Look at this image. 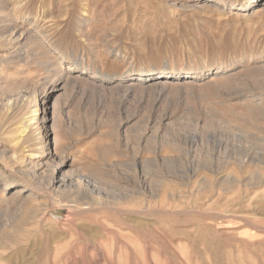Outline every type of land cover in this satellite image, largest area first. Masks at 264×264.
I'll list each match as a JSON object with an SVG mask.
<instances>
[{"label": "rangeland", "instance_id": "obj_1", "mask_svg": "<svg viewBox=\"0 0 264 264\" xmlns=\"http://www.w3.org/2000/svg\"><path fill=\"white\" fill-rule=\"evenodd\" d=\"M0 120V264H264V0H0Z\"/></svg>", "mask_w": 264, "mask_h": 264}, {"label": "bare ground", "instance_id": "obj_2", "mask_svg": "<svg viewBox=\"0 0 264 264\" xmlns=\"http://www.w3.org/2000/svg\"><path fill=\"white\" fill-rule=\"evenodd\" d=\"M12 34V33H11ZM160 74V75H163V73H162V71H159V72H157L156 74ZM168 73H170V75H167V76H171V75H173V72L171 71V72H168ZM148 74H150V73H148ZM155 74V75H156ZM186 75H189V74H187L186 73ZM136 81H138V79L136 80ZM140 81V80H139ZM32 105V104H31ZM42 107V106H41ZM33 109V108H32ZM38 110H39V107H38V104L36 103L35 105H34V109L32 110V114L30 115V117L28 118V121H29V123H27L26 125H25V127L24 128H27V130H28V132H29V134H28V138L30 139V140H32L31 139V137H32V131H33V127H34V125L35 124H38L41 120H43V118H42V115H40L39 116V114H38ZM42 113V112H41ZM3 125H1V120H0V128L2 127ZM39 126V125H38ZM43 128H45L43 125H42V123H41V125H40V128H39V132H40V134H38V135H35L34 136V141H33V143H34V145H35V147H36V150H37V152L36 153H33V156H35V157H37V158H39V159H42V158H44V157H46L48 154L50 155V153H51V150H49V147H48V144H49V142L47 143V139H46V137H45V133L42 135L41 133H43L44 131H43ZM23 130V129H22ZM26 130V131H27ZM24 131V130H23ZM22 131V132H23ZM23 136V135H22ZM16 139V138H15ZM17 140V139H16ZM30 145V144H29ZM31 146V145H30ZM22 149H24V148H22ZM29 150V149H28ZM32 151V150H31ZM30 154V153H29ZM30 156V155H29Z\"/></svg>", "mask_w": 264, "mask_h": 264}, {"label": "water", "instance_id": "obj_3", "mask_svg": "<svg viewBox=\"0 0 264 264\" xmlns=\"http://www.w3.org/2000/svg\"><path fill=\"white\" fill-rule=\"evenodd\" d=\"M62 214V210H58V209H50L48 210V215L52 218L60 216Z\"/></svg>", "mask_w": 264, "mask_h": 264}]
</instances>
